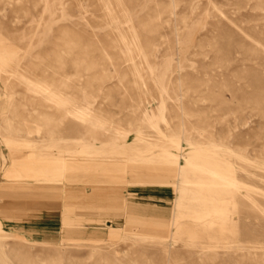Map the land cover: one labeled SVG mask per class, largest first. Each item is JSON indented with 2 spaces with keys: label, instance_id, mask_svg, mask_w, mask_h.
<instances>
[{
  "label": "rangeland",
  "instance_id": "obj_1",
  "mask_svg": "<svg viewBox=\"0 0 264 264\" xmlns=\"http://www.w3.org/2000/svg\"><path fill=\"white\" fill-rule=\"evenodd\" d=\"M0 264H264V0H0Z\"/></svg>",
  "mask_w": 264,
  "mask_h": 264
}]
</instances>
